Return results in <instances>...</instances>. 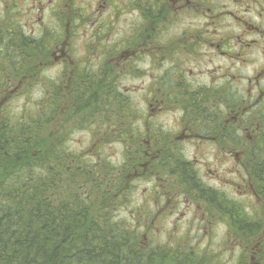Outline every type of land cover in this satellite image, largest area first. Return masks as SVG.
<instances>
[{"label": "trees", "instance_id": "trees-1", "mask_svg": "<svg viewBox=\"0 0 264 264\" xmlns=\"http://www.w3.org/2000/svg\"><path fill=\"white\" fill-rule=\"evenodd\" d=\"M147 32H151L149 27ZM138 36L132 40L143 37ZM9 40L19 55L13 59L17 63L10 64H18L20 69L1 70L0 91L10 83L15 85L19 77L26 79L22 88H27L43 72L39 67L46 51L42 41L28 37ZM99 48L105 50L103 45ZM106 50V54L111 52L109 47ZM23 65L28 68L23 70ZM60 75L50 81V93L34 103L33 114L0 117V264H228L219 251L194 250L186 244L188 238L146 243L148 234L155 232L153 227L146 231L152 217L146 216L142 206L136 207L130 218L115 215L117 202L132 196V179L145 176L146 133L126 122V112L133 109L118 91L114 73ZM63 75L67 76L64 82ZM74 118L79 120L75 126L85 122L94 128L97 125V140L108 139L110 132L120 138L123 155L117 166L105 159L88 162L82 152L66 147L67 130L52 133L54 122ZM153 134L155 129L151 127L149 139L156 150V161L148 163L147 176L152 177L153 171L156 177L169 178L175 189L182 185L186 193L188 181L205 199V186L186 174L185 158L157 144ZM92 143L94 147L105 145ZM262 153L258 150L250 154L253 165L249 173L253 172V187L264 209ZM176 174L183 183L174 177ZM208 198L229 220L224 240L234 239L236 247L241 248L233 264H245L238 260L247 250L250 261L264 264V216L253 215L229 196ZM206 208L207 216L210 209ZM157 223L155 220L154 229Z\"/></svg>", "mask_w": 264, "mask_h": 264}, {"label": "flooded vegetation", "instance_id": "flooded-vegetation-1", "mask_svg": "<svg viewBox=\"0 0 264 264\" xmlns=\"http://www.w3.org/2000/svg\"><path fill=\"white\" fill-rule=\"evenodd\" d=\"M123 16L130 27L118 36L119 39L111 38L114 22ZM184 20L192 22L181 30ZM105 26L108 32L103 40L90 44L91 37ZM167 26L174 32L163 35L162 27L167 30ZM148 27H152L149 28L151 32H147ZM138 35L143 37L133 41L132 37ZM24 37L43 42L46 51L40 68L59 64L60 74L64 72L67 76L110 71L115 75L114 83L123 74H131L129 54L142 45L150 63L149 67H143L151 69L157 85L148 97L158 102L161 110L175 108L180 113L181 131L177 138L196 137L210 148L211 156L219 164L232 161L235 172L242 177L241 193L258 196L253 187V172L249 171L253 165L250 154L258 150L264 153V0H0V41L3 43L7 38L18 41ZM79 39L86 40L87 48L76 54L71 42ZM109 40H119V43L109 45ZM100 45L105 50L102 51ZM107 47L111 51L109 54H106ZM1 49L0 46L3 53ZM13 51L18 53L14 48ZM137 56L140 58L141 54ZM121 57L124 58L122 65L113 67V63L118 62L115 59ZM80 62L84 66L79 69ZM195 62L196 67H188ZM143 67H138L136 72L144 73ZM194 72L206 80L200 83L198 77L193 76ZM3 92L4 89L0 91L1 99ZM193 106L199 109L194 110ZM149 122L147 118L146 124L140 127L146 133L143 151L147 161L143 168L145 176L141 179L162 181L160 189L155 190L160 195L157 199L144 193V209L149 212L146 216L152 217L146 231L150 232L153 227L152 232L157 233L160 227L156 225L154 229L155 220L172 211L174 206L168 203L177 201V193L169 178L153 176V171H150L152 177L147 176L148 163L156 161V150L149 139ZM154 129L152 136L158 138L157 144L176 152L165 133ZM185 161L188 163L186 174L197 178L208 196L215 195L217 199L227 196L223 189L215 186L222 179L218 169L207 168L210 183L194 169V163L186 158ZM174 177L183 183L179 174ZM185 183L196 190L190 182ZM208 196L202 198L203 209L197 206L203 218L207 206L210 209L207 213L211 211L209 218L213 209L219 214ZM151 199L159 205H150Z\"/></svg>", "mask_w": 264, "mask_h": 264}, {"label": "rangeland", "instance_id": "rangeland-1", "mask_svg": "<svg viewBox=\"0 0 264 264\" xmlns=\"http://www.w3.org/2000/svg\"><path fill=\"white\" fill-rule=\"evenodd\" d=\"M191 22L192 21L190 20H184L183 24L180 26V29L183 30L182 28L187 27V25ZM114 25L115 28L113 29L114 32L111 38L115 39H119L118 36H120L130 27L125 16L116 20ZM133 26H135V24H133ZM162 30L164 31L163 35L174 32L171 26H167V30L166 28L162 27ZM107 32V26L101 28V30L97 32L94 37H91L89 43L94 44L96 41L103 40V36ZM82 39L71 42L75 48L76 54L83 53V50H86L87 48L85 44L86 40L84 41ZM10 43L11 41L8 38L5 39L3 43L0 41V46L2 47L1 50L3 52L1 53L0 51V79L3 77V72L5 69L9 71H13L15 68L20 69L18 64H10V61L16 62L13 59H16L19 56L13 51ZM118 43L119 40H109V45ZM137 47V51L129 54L132 62L131 67L133 68L131 74L126 76L123 74L121 78H118L117 76L118 79L116 81L117 87H119L118 91H122L121 93L127 97L126 100L133 109V111H125L126 114H128L127 116L125 114V116L127 117L126 122L129 124V126H134L133 124H135L137 127H141L146 124L147 118L150 119V122L154 124V126L151 127L156 128L157 131H161L163 135L165 133L167 140L171 143L177 154L181 155L183 159L185 157L188 161L190 160L192 163H194L196 165V168L194 169L198 170L201 175L204 176L205 181L212 183L209 178V173L207 170L208 167L214 170L218 169L222 179L220 182L216 183L215 186L223 189L225 193L233 199V201L242 203L243 208H245L248 212H251L255 216H257V214L259 216H264L261 197L255 198L250 192L245 194L241 193L243 190V182L241 181L242 177L235 172L232 161L227 160L225 161L226 164H219L217 161H215L214 157L211 156L210 148L203 141L198 140L196 137L187 140H180L177 138L179 137L181 131V125L178 121L180 113L175 111V108H172L168 111L161 110V106L158 105V102L149 99L148 95L151 91H154V87L157 85L156 82L153 81L154 75L151 73V69H146L143 67H149L150 65L148 59L144 55L147 54L146 50L143 49L142 45ZM139 48H142V50ZM139 54H141L140 58L137 56ZM5 59H7L9 62ZM115 60L118 62L113 63V67L119 64L122 65L124 62L123 57ZM196 65L197 63L195 62V65L189 64L188 67L194 68ZM83 66V62L77 64L79 69ZM138 67H143L142 69H144L145 72H136V70L139 69ZM27 68V65H23V70H26ZM1 70L3 72H1ZM41 71L43 72L35 77V81L32 79V82L27 85V88H22L26 79L19 77V82H16L14 86L13 83H10L8 86L9 88L6 90L4 89L3 93L5 94L2 99L0 98V102H3L0 105L1 118L7 117L8 115H10V117H16L20 115L19 117H21L22 115L24 116V114L27 116L34 113L32 112L34 103L46 97V93H50L48 92L49 85L51 84L50 81L58 79L61 76L60 72H62L61 65L59 64H50L46 68L41 67ZM73 75L75 76L76 74H72V76ZM193 76L198 77L195 72ZM62 77L64 82L65 78L67 79V76L65 77V75H63ZM205 80V77H198V81L200 83L204 82ZM149 102H151V104H149ZM133 112L135 114L130 116V114ZM128 116L132 117V120ZM78 121V118L63 120L60 122L56 121L52 126V133L58 134L61 131L67 130V137L64 140L66 147H69L70 149L77 152H82L88 162H98L100 159H105V161L111 165L117 166L118 163L121 162L123 155V146L120 138L110 132V137L108 136V139L97 140L96 137L98 130L95 129L98 128L97 125L94 128L91 123L85 122L83 125L90 128H85L83 125L75 126ZM191 121L199 122L197 119H191ZM94 129L96 131H94ZM175 138L181 144L177 142ZM93 141H95V143L99 141L100 143H105V145L100 147L97 144V146L94 147V143H92ZM190 166L192 167L191 164ZM152 175L156 176L154 172H152ZM134 176L135 174H131V177ZM132 180V196L117 202L119 207L117 206L115 208V215H122L124 217L130 218V215L133 214L135 209L137 210V208H140V206H146V200L144 196L145 192H148L150 196L152 195L156 199L160 196L156 191L157 187L160 189L159 186L162 181H159L158 178L152 179L149 182H144L141 178H135ZM181 186L175 189L177 193L175 198L177 197V201L172 202V204L171 201L168 203V206H174L171 208L172 211L169 212V216L158 219L157 224H159L160 228L157 230V233L148 234L149 238H146L145 242L164 244L171 240L179 241L183 238H188V242L186 244L193 246L194 250L201 252L208 249L212 250V252L219 251L222 254L221 258L225 260V263L233 264L236 258L240 255L239 251L241 248L236 247V240L234 239L230 240L229 242L224 240V233L227 228V224L229 225V220L227 218L224 219V216L220 214L214 213L215 209H213L214 212L210 218L209 215L211 211L207 213L206 218H203L201 208L197 207L200 205L203 209L205 204L203 199L199 198L200 196L198 194L201 195L200 191H196L188 186L187 188L189 192L186 193L183 189V186ZM153 204L159 203H156L155 199H151L150 205ZM249 255L250 253L248 250L244 251L242 258H240L238 261L244 262L245 264H255L253 260H249Z\"/></svg>", "mask_w": 264, "mask_h": 264}]
</instances>
